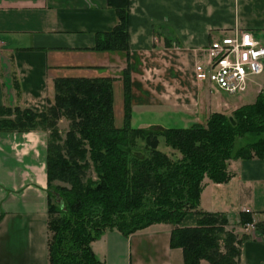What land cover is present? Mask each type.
I'll return each mask as SVG.
<instances>
[{
	"label": "crops",
	"instance_id": "obj_1",
	"mask_svg": "<svg viewBox=\"0 0 264 264\" xmlns=\"http://www.w3.org/2000/svg\"><path fill=\"white\" fill-rule=\"evenodd\" d=\"M116 21L107 0H0V105L41 110L54 77L111 75L114 122L121 124L122 85L111 52L92 47L97 32ZM240 29L264 43V0H128L129 119L200 107L199 116L204 108L228 113L250 102L264 85V67L253 95L216 99L219 108L212 106L216 94L233 92L197 81L192 71L198 46ZM147 69L151 77L140 78ZM43 147L41 132L0 131V264H48ZM227 170L226 181L205 178L197 209L225 215L239 264H264V229L255 227L264 221V158L229 159ZM241 212L252 222L238 224ZM195 220L185 215L179 226ZM171 229L153 223L127 236L105 230L90 248L103 264H182L181 250L169 246Z\"/></svg>",
	"mask_w": 264,
	"mask_h": 264
},
{
	"label": "trees",
	"instance_id": "obj_2",
	"mask_svg": "<svg viewBox=\"0 0 264 264\" xmlns=\"http://www.w3.org/2000/svg\"><path fill=\"white\" fill-rule=\"evenodd\" d=\"M117 17L97 32L93 48L121 52L124 116L115 124L110 75L57 76L44 109L0 105V131L49 129L45 174L48 264H103L90 242L105 230L123 236L153 223L172 226L169 246L181 250L182 264H239L235 236L222 213L197 209L205 178L230 177L229 159L264 158V85L250 102L230 112H209L201 122L155 129L130 124L128 0H107ZM69 120L61 139L57 118ZM231 116L232 120L229 118ZM171 150L159 148L160 138ZM91 167L95 178L85 174ZM84 177V178H83ZM59 182L52 185V180ZM195 225L181 227L185 215ZM252 222L239 213L238 224ZM256 229H264V221Z\"/></svg>",
	"mask_w": 264,
	"mask_h": 264
},
{
	"label": "built area",
	"instance_id": "obj_3",
	"mask_svg": "<svg viewBox=\"0 0 264 264\" xmlns=\"http://www.w3.org/2000/svg\"><path fill=\"white\" fill-rule=\"evenodd\" d=\"M263 67L264 43L251 30L240 29L198 46L192 71L201 83L208 82L216 89L239 93Z\"/></svg>",
	"mask_w": 264,
	"mask_h": 264
},
{
	"label": "rangeland",
	"instance_id": "obj_4",
	"mask_svg": "<svg viewBox=\"0 0 264 264\" xmlns=\"http://www.w3.org/2000/svg\"><path fill=\"white\" fill-rule=\"evenodd\" d=\"M111 58H112L111 61L114 62L113 70L115 72H113V73L118 75L120 78V70L125 64V57L122 55L121 52H111ZM128 60H129V55H128ZM261 72L257 75L252 76V78L246 82L244 88L239 93L226 94V93L222 92L221 96L216 94V96L214 97L215 101L212 103L213 104L212 106H215V104H216V107L219 108L220 105H218V101H216V99L217 100L220 98L224 99L225 97H227L229 95H234V97H235L234 99L237 98V100H240V99L243 100V99H245V96L253 95V93H252L253 86H255L257 82H260L261 77L263 76V74ZM144 77H149V78L151 77V73L148 72V69H147V71H145V73L140 75V78H144ZM119 81L121 82V85H122L121 78ZM249 91H251V93H249ZM206 93H207L206 89H202L203 96ZM52 95H53V93L50 95L49 100H52ZM122 96H123V86H122ZM230 97H232V96H230ZM122 101L124 102V100H122ZM202 108H204V107H202ZM201 110L202 109L200 107L198 112L200 113ZM207 110L204 108V110L202 111L203 114H201L200 116H199V114H197L198 112H193L191 110H188L187 111L188 113H187V112H185L183 110L181 111L179 109H177L176 112L169 110L165 113V115H162V113H157V112H154L155 115L153 113H151L153 116L152 115L147 116L146 114L141 115V116L140 115L136 116V114H133L132 115L133 118H130L131 120L129 119V121L131 122L130 124L133 126H145V127L155 128V129H162V128L167 127V126H177V125L185 126L186 124L190 125L195 120L197 122L203 121L208 115ZM124 111H125L124 104H122V113H123L122 118L124 116ZM137 112H139V111H137ZM68 123H69V120L62 115L57 118V127H58L57 130H58V133H59L61 139H63L65 136L64 133H65V130L67 128ZM29 130L41 132L43 135L44 147L42 149V153H43V161H44V168H45L46 140H47V135H48L49 129H43L40 126H36L35 128L29 129ZM29 130H4V132H7V133L15 132L16 134H23V132L29 131ZM159 138H160L159 148L167 149L168 151L171 150L169 146L164 144L163 137L159 136ZM85 174L87 176H90L91 179L95 178V172L93 171V168H91V167H88L85 170ZM58 182H59L58 180L54 179V180H52V185H54ZM46 191H49L50 198H51L52 202H57L59 200L56 192L53 190V186H51V188H48V186L46 185ZM166 224H168V223H166ZM230 225L231 226H228L229 229H234L236 226V223H233Z\"/></svg>",
	"mask_w": 264,
	"mask_h": 264
},
{
	"label": "water",
	"instance_id": "obj_5",
	"mask_svg": "<svg viewBox=\"0 0 264 264\" xmlns=\"http://www.w3.org/2000/svg\"><path fill=\"white\" fill-rule=\"evenodd\" d=\"M229 118L232 120L231 116H229Z\"/></svg>",
	"mask_w": 264,
	"mask_h": 264
}]
</instances>
